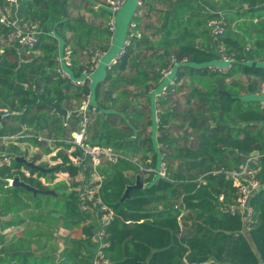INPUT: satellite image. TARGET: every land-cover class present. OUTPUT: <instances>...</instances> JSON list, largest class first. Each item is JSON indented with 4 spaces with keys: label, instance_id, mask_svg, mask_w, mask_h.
Instances as JSON below:
<instances>
[{
    "label": "trees",
    "instance_id": "trees-1",
    "mask_svg": "<svg viewBox=\"0 0 264 264\" xmlns=\"http://www.w3.org/2000/svg\"><path fill=\"white\" fill-rule=\"evenodd\" d=\"M59 1L18 0L16 17L19 23L41 21V28L44 30L34 49L42 56L33 64L19 65L22 52L26 49L21 48L18 42L8 43L12 29L0 24V38L6 40V45H1L0 40V111L1 114L9 110L13 112L3 122L0 137L23 135L21 133L26 128L35 138L20 139L19 142L31 141L35 147L43 148L47 155L53 150L46 142H40L38 136L54 137L57 139L56 148L65 147L72 151L73 156H78L80 152L66 142L74 131L79 130L82 122L80 113L73 109L71 102L74 99L80 100V107L83 95L91 89L73 88L56 73L58 41L50 32L54 31L56 37L63 38L67 45L63 31L75 30L70 20L61 18L66 14V2ZM206 3L219 5L230 23L234 10L247 6L256 11L257 7L264 6V0H221L219 4L206 0ZM0 4L7 5V2L1 0ZM198 12L204 17V20L197 22L198 27L206 26L208 19L214 18V14L207 13L204 6H199ZM261 12H264V8ZM180 20L178 14L168 19L163 27L164 36L155 42L134 37L121 62L109 69L105 81L96 86L91 106L96 108H91L87 113L88 145L108 147L126 157L141 154L142 158H146L148 154H152L154 166L158 164V154L155 152L157 144L165 145L170 155L176 152V142L169 130L170 122L175 116L164 113L161 114V121L155 122V110L152 107V118L142 124L144 114L133 107L131 92L126 90L118 93L120 83L124 82L141 90L152 106L153 95L149 94L152 84H158L160 72L170 65L171 56L179 62L187 60L176 70V83L185 75L191 78H228L232 72H240L254 78L248 85L249 94H258L264 87V67L248 64L244 47L228 34L221 39V43L229 52L236 53V62L226 74L210 72L206 66L218 61L217 51L189 42L194 36L188 31V26L193 22L192 15L185 21ZM155 45L158 49H155ZM257 46L264 49V41L257 43ZM144 50L153 54L145 55L143 60L135 56L136 52L139 51L141 55ZM10 55L16 58L14 62L9 59ZM129 67L136 69L133 77L114 79L113 73L120 75ZM74 76L80 77V72H75ZM107 82H110L109 87H106ZM26 86L38 91L43 102L55 103L68 110L70 117L64 122L49 106H36L38 97L26 90ZM171 88L172 86L169 87ZM230 88L233 91L236 86L229 87L224 81H220L218 88L205 94H195L201 104L197 106L196 112L191 111L185 117L191 128L198 133V145L182 148L177 156L169 155V160H182L177 170L169 171L170 180H154L155 177L150 176L145 188L132 189L129 196L124 198L127 187L136 185V182H130L126 176V171L133 166L126 161L105 165L111 173L101 174L103 181L100 196L114 212V219L106 226L103 239L105 246L102 252L108 264H183L185 260L188 264H205L210 261L215 264H264V188L254 194L249 202L253 210L247 224L249 232H244L246 225L241 215L232 216L220 211V196H223L225 204H229L236 199L237 189L226 179L225 174H215L216 171L232 168L238 170L253 152L258 151L254 167L259 170L257 177L264 182V107H261L259 100H241ZM104 100H112V103L106 107ZM134 102L139 103L135 99ZM206 113L209 117L205 116ZM254 123H261V126ZM154 125L160 133L158 136L154 133ZM149 126H152L151 134L146 132ZM17 151L18 148L14 147L12 152L16 154ZM160 153H164V150H160ZM40 158L38 156L33 161ZM58 158L64 164L58 173H68L74 177L82 170L71 163L68 155L60 152L55 159ZM231 160L235 162L234 167L230 166ZM84 166L87 176H91L94 169L86 161ZM23 169L30 172V177L22 173ZM0 176L5 179L18 178L36 189L38 196H46L42 180L48 175L18 163L14 156H11L10 164L4 163ZM9 193L16 200L29 192L20 187H12ZM79 193L80 191L70 192L60 218L52 217L55 221L63 219V225L67 229L81 224ZM156 204H164L163 210L151 209ZM182 210L188 213L183 227L179 220ZM93 229V226L84 227L85 239L73 242L74 247H92ZM31 253L18 254L15 258L20 259L21 264H29L30 258H33ZM5 254L6 250H0V263L6 259L3 258ZM41 259L42 264H57L49 256ZM90 259V255L80 256L76 252L72 255L66 250L60 264H91Z\"/></svg>",
    "mask_w": 264,
    "mask_h": 264
},
{
    "label": "rangeland",
    "instance_id": "rangeland-1",
    "mask_svg": "<svg viewBox=\"0 0 264 264\" xmlns=\"http://www.w3.org/2000/svg\"><path fill=\"white\" fill-rule=\"evenodd\" d=\"M215 1V0H214ZM149 5L153 4L155 1L148 0L147 1ZM146 6H144L145 8ZM143 8V9H144ZM140 9L137 5V0H127V2L124 4V6L121 8V10L118 12L116 16H114L115 22H116V33L112 36V41L110 44V47L108 48L106 52V56H104L100 62V65L98 69L92 74L93 84L91 85V91L94 92L96 86L104 81L106 78L107 68L111 64L114 58H116L120 52L123 50L125 46V41L129 39V28L131 22L134 20L135 13ZM6 12V18L8 20L13 19L12 11L9 10V7H7ZM146 13H149L147 15ZM200 18V15H197L196 20L188 26V31L192 33L194 36L189 39V42L195 46L198 47H205L209 48L212 43L211 38L208 34L207 25L205 27L197 28L196 22ZM142 20H137V29L135 33L138 32L139 39L141 38H147L150 40V42H155L160 37V29H161V20L159 18L158 13L151 12L148 9L145 8V11L143 13ZM246 24L245 31H242L241 25L238 23H232L228 26V36L235 38L240 42V44L246 48L248 45L252 48L250 52L246 53V62L252 64V60L258 59L261 60V62H258V65L264 67V49L258 48L257 43L264 41V20L261 22L255 23L253 20L248 21ZM250 30L254 31L256 34H250ZM1 45H6V40L3 38H0ZM8 43H12V41L7 40ZM214 47V46H213ZM61 48L63 49L64 46L61 45ZM155 49H158V46L155 45ZM214 49V48H213ZM140 52H136L135 56L139 58L140 60L145 59V55H152L153 53L151 51H142L141 55ZM42 54L40 52H36L34 50H26L22 52L21 59L19 60V65H30L33 64L35 61H38L39 58H41ZM134 56V57H135ZM9 59L11 62H14L16 58L13 56H9ZM214 65L218 67H226L227 65L224 64L221 61H217L214 63ZM178 66L174 68V72L172 75L164 78L160 84L157 85V88L155 90V93L153 95V101L152 106L147 100V97L143 95L141 90L138 91L136 87L128 86L126 83L122 82L120 83V90L118 91H126L128 90L131 92V99L133 100V107L139 109L143 114L144 118L142 119V124L146 123L148 120L152 118V107L153 110L156 108L157 113V120L158 122L161 121V114L164 113H172L175 118H172L171 120V127L170 132L172 134V138L175 140V147L176 152L174 151L171 153L170 156H177L182 148L186 147H196L198 145V139H197V132L191 128L189 120L185 117L186 114L189 112H196L197 106L201 104L200 99L195 96L197 92H201L205 94L207 91L213 90L214 88L219 87V82L224 81L229 87L236 86V88L232 91L234 94L238 95L241 100L250 101V100H264V96H256V94H249L248 93V85L254 81V78H249L247 76L242 75L240 72H232L230 74V77L224 78V77H189L188 75H185L181 81L175 84L171 89H168L165 95L162 94L163 88L171 85L173 81L175 80L176 76V70ZM68 72L72 73L71 70L67 69ZM136 69L129 67L128 70L120 73V75H117L113 73L114 79L118 78H124V79H130L135 74ZM237 84V85H236ZM110 82H107L106 87H109ZM152 88H155V84H152ZM28 91H32L34 93L35 90L30 89V87L26 86L25 88ZM36 94V93H34ZM37 95V94H36ZM157 95H160L159 97H156ZM134 99L139 101V103H135ZM166 102H163V101ZM79 101L74 99L71 104L73 106V109L78 110L79 108ZM111 102H106L104 100V104L106 107H108ZM109 103V104H108ZM96 108V107H94ZM206 117H209V115L206 113ZM212 125H214L213 122H211ZM26 130V131H25ZM26 133L30 132L27 131V129H24ZM152 126L147 127V134H151ZM31 133V132H30ZM154 133L159 135L160 133L156 130V125H154ZM44 136V135H43ZM51 139H55L54 137H51ZM64 151V150H63ZM65 152V151H64ZM155 152L158 154V164L157 167H160L161 163V153L158 147H155ZM28 158L31 160H34L38 155H41L40 160L36 161L35 164L46 168L47 170H50V172L47 173L48 177L44 179L45 181V187H46V196H37L34 197L30 193H24L22 194L19 199H14L13 196L5 194V188L1 186L0 184V207H3L5 203L7 205L13 204V206H22L27 205V209H25V212H22V215L17 214H11L10 216H4L3 223L10 221V220H23V225L21 226L24 231H17L14 232V229H11V233L8 234H2V230L0 233V250L4 249L6 250L7 247H3L8 244V242L15 246V248L18 246V244H21V248L24 250H29L33 253H38L39 255L40 251L44 255L53 256L56 252V246L55 241L51 240L49 236L51 233L55 231L57 226L60 222H54L55 220L52 219L53 215L52 213L54 211L61 212L64 209V203L67 199V195L71 192L70 189H77L80 187L86 186H92L94 185L99 177L101 176L102 172L111 173V170L109 167L101 166L98 167L94 173L91 176H87V174L84 171H80L76 176L71 177L70 174H66V176H62L61 173H58V168L61 165V162L58 160L56 161L54 158L53 153L51 155L45 154L44 149L37 151V153H34L32 150H25L24 153ZM124 155V154H123ZM1 156V155H0ZM53 157V158H51ZM127 157L131 159L136 158H142L141 156H132L128 155ZM172 157V158H173ZM182 160L180 159H172L168 160V167L169 170L175 171L179 168ZM235 162L233 160L230 161V166L234 167ZM89 166V164H88ZM130 170H134L132 167ZM135 173V170L134 172ZM157 177H155L154 180H156ZM80 183L81 186H80ZM77 184V185H75ZM84 184V185H83ZM79 186V187H77ZM41 202V208L38 209V206ZM12 206V205H11ZM12 206V207H13ZM164 207V204L162 205ZM159 206H154L152 208L158 209ZM15 208V207H14ZM13 208V209H14ZM2 223V224H3ZM1 224V226H2ZM34 232V233H33ZM46 234V236L40 237L39 234ZM2 234V235H1ZM33 234V235H32ZM35 234V235H34ZM37 234V235H36ZM7 236V238H6ZM25 236V237H24ZM34 236H36V240H34ZM21 238V239H20ZM20 240V241H17ZM17 261L20 263V259L17 258ZM0 264H6L5 262ZM29 264H42V260L30 258Z\"/></svg>",
    "mask_w": 264,
    "mask_h": 264
},
{
    "label": "crops",
    "instance_id": "crops-1",
    "mask_svg": "<svg viewBox=\"0 0 264 264\" xmlns=\"http://www.w3.org/2000/svg\"><path fill=\"white\" fill-rule=\"evenodd\" d=\"M58 1L59 0H52V3H56ZM63 1L64 0H60L59 3H63ZM147 1L148 0H144V5L142 7H140V9H138V11L135 13L134 20L131 22V24L136 23L137 20H142L141 18L143 17V13L145 11V8L151 12L158 13L159 18L161 20V25H162L161 29H160L159 39L164 36L163 27H164L166 21L168 19L169 20L172 19V17L175 14H178L180 16V19H181L180 21L187 20L188 18L191 17V15L193 17V22L196 20L197 15H200V18L197 20V22L204 20V17L200 14V12H198L199 6H204L206 8L207 13L208 12L211 14L213 13L214 14L213 19L220 18V19L225 21V23H226V34L228 33L229 24L236 22L239 25H241L242 31H245V29H246L245 23H247L248 21L253 20L255 23H258V22H261L262 20H264V15H262L264 12L263 13L261 12L262 9L264 8V6L257 7L256 11H254V9H248L247 6H245L243 9H240V10H238V9L234 10L232 12L233 13L232 22L230 23L227 21V19L225 17V11L219 9V5L212 6L211 4H207L206 0H201V1H196V0H153L155 2L151 5H149ZM0 2H1V0H0ZM65 2H66V14L61 16V18L65 19V20H70L71 25L75 28V30L66 29L65 31H63L67 45L65 44V40L63 38L56 37L57 35L55 34L54 31H51L50 34L52 36H54L58 41L59 56H60L61 51H62L61 45H63L64 47H70L73 50L74 65H75L74 70H73V75H75V72H77V71L81 72V70L87 66V64L90 60V57L88 55L84 54L85 50L90 49V50H93L95 52L96 51L97 52H105V53L107 52L108 48L110 47L111 41H112V36L117 31V28H116L115 33L111 34L109 31V26H110L111 21H113L116 25L114 16H116L118 13L116 15H113L110 12V10L108 8L109 0H65ZM212 2L214 4L215 3L219 4L221 2V0H215V1L212 0ZM1 5H3V4H1ZM3 6H6V5L4 4ZM144 6H146V7L144 8ZM18 7H19V5H18ZM18 7L17 8H9V10L12 11V15H13L12 18L13 19L16 18ZM247 11H248V13H247ZM6 12H8V11H6ZM146 14L149 15V13H146ZM213 19L212 18L208 19L206 25H207L209 37L211 38V41H212L211 45H209L210 46L209 48H214V50L217 51V45H216V42L214 41V39L211 35V28H210V22ZM197 22H196L197 28H201V27H198ZM36 23L40 24V31L43 33L44 30L41 28V21H37L35 23H23L22 22V24H20V23L19 24H20V27H22L24 30H26L28 27H30L31 25L36 24ZM136 25H137V23H136ZM137 27H138V25H137ZM137 27H136V29H137ZM202 27H205V26H202ZM136 29L134 30V34H135V37H138V32L135 33ZM178 33H180V31H178ZM253 33L256 34L255 30L254 31L250 30V34H253ZM159 39H157V40H159ZM233 39L236 40L235 38H233ZM201 48H203V47H201ZM251 49L252 48L249 45L246 48H244L245 55H247L246 53L250 52ZM104 56H106V54ZM252 62H253L252 64L256 65V64H258V62H261V60L254 59V60H252ZM248 64H250V63H248ZM109 69H111V68H109V66H108L107 73H108ZM107 73H106V77H107ZM105 79H104V81H105ZM162 80H163V77L161 74V79L159 80L158 84H160L162 82ZM104 81H102V82H104ZM102 82H100V83H102ZM158 84L155 85V88H151V90L149 92L150 95L151 94L154 95ZM167 87H169V86H167ZM73 88H75V87H73ZM159 96L160 95H157L156 97H159ZM92 101H93V96H92ZM91 106H92V103H91ZM91 108H93V107H91ZM93 109H95V108H93ZM2 116H3V114H1V111H0V117H2ZM6 118H4V117L1 118L0 130L3 128V122L6 120ZM154 118H155V122H158L156 108H155V117ZM79 128H80V125H79ZM24 129H26V128H24ZM25 131H24V133H21L23 135L19 134V135H14V136L0 137V155H1L0 156V169L2 168L4 163L10 164L11 156H14L15 159L17 157H24L28 161L34 162L33 160L28 158L23 153L25 150H29V151L32 150L34 153H37V151L41 150V148L35 147L31 141L24 142V143L19 142L20 139H27V138H33V137L35 138L34 135L29 134V132L26 133ZM74 132H76V131H74ZM156 136H158L157 133H156ZM38 140L40 142H46L47 145L52 148L53 151L51 154L56 153V154H54V155H56V156H54L55 158L57 157V155L60 152L68 155L69 159H70V156H73L72 151L69 149H66L65 147L56 148L55 144L57 142L56 141L57 139H51V138H47L43 135H40V136H38ZM68 140H70V139H68ZM14 147L18 148V151L16 154H14L12 152ZM157 147L159 150H164V153L161 154V162L166 163L167 167H168V160L170 157L168 149H166L165 145H160V144H157ZM51 154H49V155H51ZM38 156H41V155H38ZM139 156H141V154ZM147 157L152 158V154H148ZM51 158H53V157H51ZM55 160L56 161L58 160L59 162H61V164L63 163L61 158H58ZM85 161H86L87 165L89 164L94 169V171L98 168V167L94 168L89 160L88 161L85 160ZM255 162L256 161L251 163L252 169H255V167H254ZM245 164H243V165H245ZM243 165H241L239 167V169ZM85 166L83 165V166H77V167H81L82 171L85 172ZM102 166H105V165H102ZM134 170H135V173H133ZM134 170L126 171V176H127L128 180L133 183V182H137V177H140V180L144 184V188H145V186L147 185L146 182L150 177H147L145 175H141L135 167H134ZM232 170H236V169L232 168ZM232 170H226V171H232ZM255 170H257V169H255ZM169 171L170 170L168 167V172ZM22 173H24L26 175V177H30L29 171L23 169ZM61 174H62V176H64V175L66 176L67 173H61ZM169 177H170V175H169ZM34 178H36V176ZM9 180H14V179H5V178H2L0 176V184H1V186H3V188H5V191H6L5 194L12 196L9 193V189L12 188L13 186L9 185ZM102 181H103V177L101 175L97 182L102 183ZM21 182H23V181H21ZM42 182H43V184L45 183L44 179L42 180ZM81 184L82 183H80V186H81ZM77 187H79V186H77ZM89 187L90 186L85 185L84 187L74 189V191H80L81 192V191H83ZM70 191L72 192L73 189H70ZM29 193L32 194L34 197L38 196V192L37 193L29 192ZM220 197L223 198V196H220ZM234 203H235V200L233 199L231 203H229V204L224 203V204L231 207L234 205ZM13 204H11V205L13 206ZM38 204H39V206H38V209H39V208H41V202ZM11 205H7L5 203V205L3 207H0L1 224L3 223L4 216H10L11 214L22 215V212H25V209L28 208L27 205H22V206H14L15 208L13 207L14 208L13 209V208H10ZM219 205H220V202H219ZM156 206H159L158 208L160 211H162L164 208L162 206V204H156ZM25 207H27V208H25ZM151 209H155V208H151ZM222 213H225V212H222ZM61 214H62V211L58 212L57 214L52 213L53 217L57 218V219L60 218ZM187 214H188L187 211L182 210L181 216L179 217L181 227H183V223L185 221L184 219L187 216ZM226 214H229V213H226ZM80 219L82 220L81 224L78 227H75L73 229L65 228V226L63 225L64 224L63 219H61L59 221H54V222H60V223L57 226V228L55 229V231L53 233H51V235L46 236V234H44V233L39 234V235H41L40 237H43V236L49 237L51 240L55 241V243H56L55 244V246H56L55 254L53 256H49V255H44L40 251L39 255H37L38 253L32 252L31 254H33V258L34 259H39V258L41 259L43 256H49L50 258H54L55 262L57 264H60V262L63 259V253L67 250L68 254L70 252V253H72V255H74L75 252L78 253L80 256L90 255L91 256L90 262H91V264H93V259L96 255L97 248L99 246V244L93 240V237L91 239L93 246L89 247L87 249L85 247H81V248L77 249L74 247L73 242H81L85 239V235L83 233L84 227L93 226L94 227L93 235L95 234V232L101 227V213L97 207H94L91 204H87V205H83V206L81 205ZM243 220H244L245 225H246L244 232H249L250 229L247 227V224H249L248 223L249 220H247L245 217H243ZM23 223L24 222L22 219L10 220V221L4 222L1 226V230L3 232L2 234L3 235L4 234L9 235L11 233L10 232L11 229H14V232H12V233H15V231H17V229H19V231H24V229L21 227L23 225ZM8 224H12V225L10 226ZM58 235L63 236L64 239L59 238ZM6 238H7V236H6ZM35 238H36V236H34V240H36ZM17 241H20V240H17ZM0 247H2V246H0ZM3 247H7L6 254L3 256L4 259L6 258L4 260V262L6 264H21L17 261L15 256L18 254L19 255L25 254L26 252H29V253L31 252L29 250L22 249L21 244H18V246L15 248V246L11 245L8 242V244L3 246ZM183 264H188V263L185 260ZM205 264H215V263L210 261V262L205 263Z\"/></svg>",
    "mask_w": 264,
    "mask_h": 264
},
{
    "label": "built area",
    "instance_id": "built-area-1",
    "mask_svg": "<svg viewBox=\"0 0 264 264\" xmlns=\"http://www.w3.org/2000/svg\"><path fill=\"white\" fill-rule=\"evenodd\" d=\"M201 1V0H196ZM7 5L3 6L0 4V24L5 25L12 29V32L9 36L10 41L18 42L21 48H24L28 51L34 50L39 43V38L42 32L40 31V24L36 23L24 30L20 27L19 20L16 18L8 20L6 18L7 7L17 8L18 0H6ZM127 0H109L108 8L113 15H116ZM138 7L144 5V0H137ZM136 23H132L129 28V39L125 41V46L120 54L113 59L109 68H112L116 64L120 63L124 55L126 54L127 48L131 43V40L135 37L134 30L136 29ZM211 35L214 41L217 43V53L219 56V61L226 64V67H218L214 64L206 66L208 70L216 74H226L236 62V53L229 52L227 47L221 43V39L226 34V23L220 18H215L210 22ZM109 31L111 34H114L116 31V25L111 21L109 26ZM73 50L70 47H64L61 51L60 56L56 59L57 67L56 73L61 80L68 82L75 88H90L93 84L92 74L98 69L100 62L105 52H95L93 50L87 49L84 51L85 55L90 57V60L85 68L80 72V77H75L73 75L74 70V56ZM187 60L184 59L182 62H179L174 56L170 58V65L161 71L163 79L172 75L174 68L179 66L182 63H186ZM67 69L71 70L72 73L68 72ZM176 84V77L173 83L170 86ZM165 87L161 95H165L168 88ZM257 96H264V87L261 91L256 94ZM92 103V91L83 95V100L78 109V112L81 115L82 122L78 131L74 132L67 141L74 149H77L80 152L78 156H70V161L75 166H83L85 160H89L94 168L100 167L106 164H117L120 161H126L133 165L141 175L147 177L154 176L160 179L170 180L167 164L164 162L160 163V167L153 165V160L151 157L147 158H136L131 159L122 154L117 153L115 150L108 147H99V146H90L86 143V128L89 123L88 111L91 109ZM261 107H264V100H260ZM10 114L6 112L2 117L6 118ZM70 115V113H69ZM258 156H249L245 165H243L239 170L226 171L220 169L215 172V174L223 173L225 174L227 180L231 181L236 191V199L233 206H227L223 203V198L220 197V210L225 213H229L232 216L237 214L245 217L247 220H250L253 214L252 208L249 206V202L262 188H264V182H262L258 177V171L252 169L251 163L256 161ZM14 180H9V185L13 186ZM101 182L96 183L89 188L81 191L79 193V202L80 205L91 204L94 207H97L101 213V227L93 235V240L96 241L99 246L97 248L96 255L93 259V264H108V261L104 258L102 249L105 246L103 242L105 236V228L109 225L114 219L113 209L103 202L100 196Z\"/></svg>",
    "mask_w": 264,
    "mask_h": 264
},
{
    "label": "water",
    "instance_id": "water-1",
    "mask_svg": "<svg viewBox=\"0 0 264 264\" xmlns=\"http://www.w3.org/2000/svg\"><path fill=\"white\" fill-rule=\"evenodd\" d=\"M34 93L37 94V97H38V102L36 104V106H40V105H47L49 106L50 108H52L54 110V114H58L60 117H62L64 119V121H66L70 115H69V111L66 110V109H63V108H60L58 107L55 103H45L42 101V98H41V95L38 91H34ZM9 114H12V110H9L8 111ZM2 117H0V120H1ZM255 125H258V126H261V123H254ZM252 156H259V152L258 151H255L252 153ZM18 163H22L24 164L26 167L28 168H31V169H34V170H37V171H40L42 173H45L47 174L48 172H50V170H47L46 168H43L37 164H35L34 162H30L28 161L26 158L24 157H17L15 159ZM64 164H61L58 168V170L63 167ZM13 187H20V188H23L29 192H33V193H37L38 191L36 189H34L33 187H31L30 185L24 183V182H21L18 178H15L14 179V184H13ZM144 188V184L141 182L140 180V177H137V182H136V185L134 186H128L127 187V190H126V193H125V197H128L129 196V192L132 190V189H143ZM0 233H1V218H0ZM59 238L61 239H64L63 236H60L58 235ZM1 260V258H0Z\"/></svg>",
    "mask_w": 264,
    "mask_h": 264
}]
</instances>
